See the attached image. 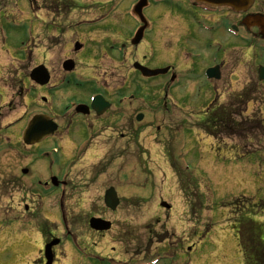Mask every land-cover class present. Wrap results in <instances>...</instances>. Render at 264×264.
Listing matches in <instances>:
<instances>
[{
	"label": "rangeland",
	"instance_id": "obj_1",
	"mask_svg": "<svg viewBox=\"0 0 264 264\" xmlns=\"http://www.w3.org/2000/svg\"><path fill=\"white\" fill-rule=\"evenodd\" d=\"M137 1L31 0V5L30 0H0V264H34L35 259L42 264L43 230L63 241L56 264H145L159 256L169 258L160 264H241L231 230L237 217L231 214L242 205L256 210L262 206L255 203L264 202V82L254 71L264 59L255 62L254 54H247L250 42L231 41L224 26L236 22L232 11L208 15L210 32L204 33L177 14L192 16L191 6L155 4L151 10L163 18L140 45H129V62L114 52L98 61L94 73L106 74L115 85L129 77V93L136 97L125 111L129 124L120 123L116 110L113 129L86 132L87 138L64 132L32 148L23 143L28 122L48 108L31 71L45 63L58 71L78 41L87 42L100 59L99 45L118 37V31L106 29L109 21L132 13ZM102 18L96 30L87 22ZM128 20L133 37L137 24ZM59 22L62 27L54 30ZM203 39L214 43L211 50L204 49ZM219 49H226L223 77L210 84L203 77L212 63L207 56L214 58ZM194 61L202 77L189 69ZM137 62L154 69L175 64L180 81L144 80L136 73ZM83 63L79 74L85 75ZM72 94L59 92L55 110H64ZM59 145L56 155L50 149ZM51 176L69 182L63 198L61 191L42 188ZM111 187L122 198L115 212L104 205ZM91 217L111 221L112 229L91 230Z\"/></svg>",
	"mask_w": 264,
	"mask_h": 264
},
{
	"label": "flooded vegetation",
	"instance_id": "obj_2",
	"mask_svg": "<svg viewBox=\"0 0 264 264\" xmlns=\"http://www.w3.org/2000/svg\"><path fill=\"white\" fill-rule=\"evenodd\" d=\"M176 1V5L178 4L185 5V6H191L193 9L200 8V5H197L191 0H150V5L146 11H151L148 15H146L145 11V17L148 20L149 28L145 32V36L143 41L146 40V38L149 37V34L152 32L153 29H155V26L159 24V21L162 20V15L159 13L153 12L151 9L155 4L159 5H164L166 3L172 4L170 2ZM260 3L264 4V0H255L254 6L250 10V14L255 15V14H260L264 16V11L261 9L258 10V7L261 6ZM182 7V6H181ZM73 10L72 12H74ZM192 11V16H189V12H182L180 11V19L184 21V23H187L189 26H196L199 27L201 26H208L210 22L209 16L203 15L202 20H200V17L198 16L201 12L199 10H191ZM64 13V12H63ZM49 15L50 12L47 11L46 15ZM59 14H62V12H59ZM172 17H173V12H171ZM45 17L47 19L48 16ZM127 16V17H126ZM124 17L117 16L115 20L109 21V26L106 28L107 30H111L113 32L118 31V37L117 39H113L111 44L108 45V43H101L99 46L100 51L102 53L98 54L100 59L97 58L96 54H94L92 49L88 48L87 42L83 43L82 41H78L80 44L83 45L82 49L79 51H75L73 56L67 57V59H64V62L69 60L75 61V70L72 71L71 73L66 72L63 67V64L60 63L62 67L59 68V70H54V67L49 65V63H45L44 65L46 66L49 75H50V80L49 83L42 87L44 90V97H45V104L48 107L47 110L45 111V114L48 115L50 118H53V120L58 123L59 127L58 130L56 131L55 135L51 138L48 139V141H53L55 139H58L59 136H63L64 132L66 133V137H70L72 134V131H76L79 135H82V138H87V133L92 134L95 129L100 130L103 128L113 129L114 120H115V113L116 110H119L118 116L119 118L122 117V120L127 119L129 120V115L128 111L130 109V106L133 104L135 98H131L130 95V82H129V77L124 78V82L122 84H116L114 83L112 78H108V76L102 75V76H97V64L98 61L104 58H107L110 55H113L114 52H118L120 49H122L123 52V60L126 62L128 61V54H129V49H130V44H131V39L132 37L130 36V30L129 26L130 21L128 20V17H130V14L126 15ZM237 20L235 23L232 24L233 26L237 27L238 31L236 35L238 38H233L232 40H238L243 42V37L245 38L246 41H249L250 43L247 45L249 46L248 48L246 47L245 51H247V54H254V59L255 62L260 58V56H264V38L262 37V29L257 27V26H249L247 24V21L245 20L247 14H235ZM60 17V16H58ZM66 14H63L60 18H66ZM179 17V16H178ZM102 21H87V22H92L91 28L95 27V30L98 29V24L104 23L105 18H102ZM64 20V19H63ZM191 20V21H190ZM44 22L47 24L45 28L50 29L51 28V23L49 20ZM86 22V23H87ZM94 22V23H93ZM94 24V25H92ZM141 23L138 21V24L134 30H136L141 26ZM54 30H59V28L62 27V23L59 22V24L56 26ZM189 26V27H190ZM264 29V28H263ZM194 30V29H193ZM201 31H203L201 29ZM264 33V30H263ZM127 34V35H126ZM126 35V36H124ZM142 41V42H143ZM181 41V39L179 40ZM203 47L204 49H209L211 50L212 47L214 46V43L207 42L206 40L203 39ZM243 43H238L234 45H242ZM233 49L235 48L232 45ZM243 49V48H242ZM82 50L81 53H78ZM88 50V51H85ZM113 50V51H110ZM226 49H222V51L219 49L218 52L215 54L214 58H209L207 56V59L211 60V64L207 66L204 69V72H206L207 69L210 68H217V71L220 74V79L223 77V67H224V62H222L224 57H222V54L225 55ZM232 51V48H231ZM86 52V54H84ZM222 52V53H221ZM120 53V52H119ZM79 54V56H78ZM191 59H196L192 53H188ZM208 54L205 53L203 55ZM244 55V53L242 54ZM205 58V59H204ZM203 60H206V57L204 56ZM82 59L84 60V63L86 66H88L87 71H85V75L79 74L81 71V63ZM58 64V63H57ZM82 64V65H83ZM196 62L194 61L191 63V67L189 68L192 70V74L194 77L201 76V73L199 71V74L196 72L197 68H194V65ZM143 66L145 64L142 63ZM175 65V64H174ZM174 65H160L161 68L164 67H171V70L168 74L158 76L153 79H148V80H164V79H169L171 81V78L173 76L177 77L178 69ZM264 65V61L256 65V74L257 78L260 80V71L261 67ZM148 67V66H146ZM157 68L159 66H156ZM154 69V68H151ZM107 71H105L106 73ZM138 76H141L139 72L136 71ZM142 77V76H141ZM144 79V78H143ZM147 80V79H144ZM212 82V80L210 81ZM75 88V89H72ZM69 91L73 93L71 96L66 97L67 99L64 110H58L56 111L55 109L58 107L57 104V94L60 92H66ZM79 93V97H75V95ZM96 95H102L107 102L110 104V108H108L107 111H105L104 114L99 115L95 110L91 109V98H93ZM165 98L168 96V92H165ZM64 99V100H65ZM63 102V101H62ZM79 105L85 106V108L82 109L81 112L77 111V107ZM166 102L164 103L163 106L166 107ZM56 107V108H55ZM89 107V108H88ZM84 112V113H83ZM122 115V116H121ZM118 118V119H119ZM114 119V120H113ZM100 123V124H99ZM123 125H128L129 122H120ZM126 129V128H125ZM83 130V131H82ZM95 130V131H97ZM84 132V133H83ZM124 135H122V139H124ZM44 182V187L48 188L49 186ZM40 184V183H39ZM69 182H66V185L64 184L63 189L68 187ZM256 206H262L260 208H257L256 210L250 211L242 209L236 212V220L234 224H231L233 227V240H234V246H236L234 254L237 252V256L241 260V264H264V202L260 203H255ZM28 210V207L26 208ZM53 237L51 235L50 237L45 236V243L50 241V239ZM235 237V238H234ZM61 245V244H60ZM55 250V248H54Z\"/></svg>",
	"mask_w": 264,
	"mask_h": 264
},
{
	"label": "water",
	"instance_id": "obj_3",
	"mask_svg": "<svg viewBox=\"0 0 264 264\" xmlns=\"http://www.w3.org/2000/svg\"><path fill=\"white\" fill-rule=\"evenodd\" d=\"M149 0H140L139 3L134 8V13L140 17L142 22H145L143 14V10L146 6H148ZM198 3H202L205 5H209L212 7H227L232 8L234 11L238 13H245L247 12L250 7L253 4V0H195ZM249 21L256 22L258 20H261L260 17L255 16L251 17V19H248ZM147 25H144L135 35L134 40L132 41L133 45H138L140 41L143 38L144 31L146 29ZM80 48V45L76 46V49L78 50ZM136 69H138L144 76L150 78L156 77L159 75L166 74L169 69H162V70H150L148 68H145L143 66H140L139 63H136L134 66ZM65 70L71 71L74 68V64L72 61H67L65 63ZM213 77L219 78L218 75L214 74ZM262 78V77H261ZM31 79L36 82L39 85H45L49 82V76L48 72L45 69L44 66H40L33 70L31 73ZM263 79V78H262ZM139 121L142 120V116L138 118ZM52 120L44 115H38L35 116L31 123H29L28 128L24 132V143L26 145L32 146L37 144L38 142H42L46 137L53 135L54 131H56L57 126L51 122ZM27 173V171H24V174ZM52 182L54 185L58 186L57 179L53 178ZM105 205L106 208L111 209V211L117 210L120 200H118L117 193L114 188L109 189L105 194ZM163 207L170 209L167 204H162ZM90 227L97 232H103L108 231L111 229V223L108 221H104L99 218H92L90 221ZM60 241L54 240L50 244H47L45 249V257L47 259V264H52L54 260V255L52 248L57 245Z\"/></svg>",
	"mask_w": 264,
	"mask_h": 264
}]
</instances>
